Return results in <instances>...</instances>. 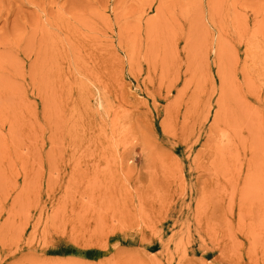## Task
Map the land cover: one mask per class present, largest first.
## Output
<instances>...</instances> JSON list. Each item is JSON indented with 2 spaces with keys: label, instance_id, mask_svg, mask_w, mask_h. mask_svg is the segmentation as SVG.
Instances as JSON below:
<instances>
[{
  "label": "rangeland",
  "instance_id": "374dc122",
  "mask_svg": "<svg viewBox=\"0 0 264 264\" xmlns=\"http://www.w3.org/2000/svg\"><path fill=\"white\" fill-rule=\"evenodd\" d=\"M29 1L0 0V264H264V0Z\"/></svg>",
  "mask_w": 264,
  "mask_h": 264
},
{
  "label": "bare ground",
  "instance_id": "6f19581e",
  "mask_svg": "<svg viewBox=\"0 0 264 264\" xmlns=\"http://www.w3.org/2000/svg\"><path fill=\"white\" fill-rule=\"evenodd\" d=\"M34 1H35V0H32L33 4H34V5H37V4L34 3ZM32 2L29 1V3H31V4H32ZM36 3H37V2H36ZM0 11H1V10H0ZM7 13H8V12H7ZM74 14H75V13H74ZM59 16L61 17V15H59ZM59 16H58V17H59ZM0 17H1V16H0ZM58 17H57V18H58ZM62 18H63V17H62ZM5 19H6V18H5ZM58 19H60V18H58ZM64 19H65V18H64ZM66 19H67V18H66ZM7 20H8V19H7ZM56 20H57V19H56ZM62 20H63V19H62ZM66 21H67V20H66ZM56 22H57V21H56ZM56 22L54 21V23H56ZM64 22H65V20H64ZM69 23H71V22H69ZM69 23L66 22L65 24H67V26H69V25H68ZM50 24H51V23H50ZM57 24H58V23H57ZM62 24H63V22H62ZM52 25H53V24H52ZM55 25H56V24H55ZM55 25H54L53 27L56 28L58 25H57V26H55ZM60 25H61V24H60ZM71 25H72V23H71ZM61 26H62V25H61ZM71 27H72V26H71ZM60 28H61V27H60ZM57 29H58V27H57ZM61 29H62V28H61ZM71 30H72V32H74V29L71 28ZM70 32H71V31H70ZM71 34H72V33H71ZM75 36H76V35H75ZM73 38H74V37H73Z\"/></svg>",
  "mask_w": 264,
  "mask_h": 264
}]
</instances>
